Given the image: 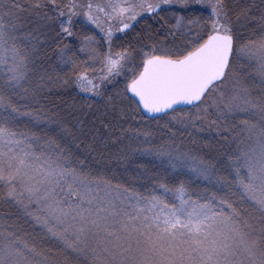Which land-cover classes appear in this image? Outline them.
<instances>
[{
    "label": "snow or ice",
    "instance_id": "obj_1",
    "mask_svg": "<svg viewBox=\"0 0 264 264\" xmlns=\"http://www.w3.org/2000/svg\"><path fill=\"white\" fill-rule=\"evenodd\" d=\"M193 4L201 5L208 16L185 22L183 16L172 13L175 24L168 25L162 39L157 36L164 25L144 33L148 43L136 37L139 47L121 45L118 50H113L112 29L105 31L97 15L119 21L118 30L124 32L145 16L155 18L176 5L187 11ZM40 9L54 12L44 11L43 17L58 23L60 39L76 35L73 18L81 14L103 32L107 51L93 46L101 45L94 36L81 39L79 51L86 54V60H78L75 54L65 59L67 46L61 49L62 62L71 66L82 90L100 97L109 82L123 75V88L116 94L119 102L127 101L133 113H146L151 119L169 117L172 126L186 127L204 118L201 113L209 111L205 100L228 78L232 56L255 59L264 74V35L237 48L224 0H109L104 6L80 5L75 0H29L27 9L17 0H0V65L7 69L5 90H0V196L21 206L66 251L83 257V264H264V103L259 105V128L241 121L257 143L245 154L247 175L239 181L238 192L240 203L251 204L258 217L230 198L204 194L192 199L183 184L174 191L178 202L171 203L166 196L173 190L165 185L160 186L163 196L121 192L108 180L69 166L52 141L45 148H34L33 135L12 127L20 116L39 117L22 113L13 99L26 79L28 57L16 45L12 35L16 24L11 21L23 11ZM96 63L99 73L88 79V67ZM23 92L25 97L36 96L35 90ZM212 104L220 109L218 120L234 109L244 112L257 107L243 95H234L225 103L222 93ZM184 106L195 113L183 112ZM117 107L116 98L109 96L106 109ZM125 134L145 137L146 146L134 151L166 158L173 168L186 162L180 153L154 145L151 132L121 129L117 140ZM192 159L196 170L207 172L201 162ZM37 255L14 232L0 231V264H35Z\"/></svg>",
    "mask_w": 264,
    "mask_h": 264
},
{
    "label": "rangeland",
    "instance_id": "obj_2",
    "mask_svg": "<svg viewBox=\"0 0 264 264\" xmlns=\"http://www.w3.org/2000/svg\"><path fill=\"white\" fill-rule=\"evenodd\" d=\"M17 2L27 9L29 0H17ZM57 2L66 3L67 0H57ZM75 2L85 6L88 3L104 6L109 0H75ZM224 3L230 26L236 37L237 48L249 40H255L264 35V0H224ZM84 10L86 8L79 11L82 13ZM44 11L49 10H26L19 13L18 19L11 21L16 24V31L12 33L16 37V45L20 48L21 55L26 54L28 57L26 79L22 82V87L16 90L13 99L19 106L29 108L28 112L35 113L39 117V119L32 118L28 121L25 116H20L17 121L24 123L19 126L18 131L28 132L36 138L33 143L34 148H45L47 142L52 141L53 146L64 153L69 166L75 167L90 177H102L112 185L119 186L121 192L127 189L129 192L145 197L163 196L160 186L165 185L173 190L167 194L166 199L170 203L178 202L174 195L175 189L181 184L183 186L190 184L189 181L192 180L191 187L185 188L192 199H197L204 194H214L218 199L230 198L236 201L237 207L247 209L250 215L255 217L259 215L251 204L240 203L238 192L239 181L244 180L247 175L245 154L249 153L257 143L255 136H249L247 131L244 132L241 121L247 120L252 124L259 121L258 106L264 103V74H261L255 59L241 54L232 56L228 78L217 86V91L210 92L205 100L209 111L206 114L201 113L204 118L186 127L172 126L169 124V117L165 116L157 120L146 118L142 114L143 118H141L131 111L127 101L122 104L119 102L116 94L123 88V75L109 82L104 94L100 97L82 90L70 72L71 66L62 62L61 49L67 46V50L63 53L65 59L75 54L78 60H86V54L79 51L81 39L83 36H94L101 42L102 47L101 45L93 46L107 51L108 46L103 43V32L95 25L88 24L81 14L73 18L75 25L73 31L76 35L60 39L56 35L59 31L58 23L44 18ZM172 13L183 16L185 22L195 17L203 19L209 14L201 5L193 4L187 11L180 10L179 5H176L167 12L159 13L155 18L145 16L143 19H138V22L133 21V27L124 32L118 30L119 21H107L103 13H97V15L105 31L108 28L112 29L113 50H118L121 45L139 47L137 40L134 39L136 37L148 43L144 39V33L155 32L164 25L157 36L158 39H162L168 25L175 24ZM49 14L54 15V12L49 11ZM160 17L165 19L161 20ZM99 69V63L90 65L86 73L88 79L98 75ZM6 71L7 69L0 65V87H4L7 80ZM23 89L35 90L36 96L25 97ZM221 93L225 103L230 102L234 95H243L257 107L255 110L248 108L244 112L234 109L225 118L218 120L220 109H217L212 101L219 100ZM109 96L116 98L118 107L115 111L106 109ZM134 107L133 105L132 108ZM195 111V109L183 107L185 113H195ZM35 123L46 130L47 135L43 140L34 128L37 126ZM129 128L139 130L141 133L151 132L154 145H164L174 153H180L186 157V162L173 168L166 158L139 151L134 152L132 149L146 146L143 143L145 140L143 135L136 137L134 134H129L117 140L120 130ZM128 151L134 155L140 154L137 157L141 160L153 162L167 171L159 174V178H139L127 186L110 179V174L113 172L130 175L134 171V164L126 163L122 159ZM192 158L201 162L207 172L196 170V164ZM145 185L150 186L143 192ZM113 195L116 193L113 192ZM0 200L4 203L0 204L4 207L3 210L0 209V231H11L18 236L20 223H31L43 230L21 206L6 200L3 196H0ZM13 214L14 219L9 221L8 218H11ZM43 233L53 240L45 231ZM26 244L34 247L38 253L35 264H83V257H77L74 253L66 251L59 243V246H45V249L37 246L38 243L31 242V239Z\"/></svg>",
    "mask_w": 264,
    "mask_h": 264
},
{
    "label": "trees",
    "instance_id": "obj_3",
    "mask_svg": "<svg viewBox=\"0 0 264 264\" xmlns=\"http://www.w3.org/2000/svg\"><path fill=\"white\" fill-rule=\"evenodd\" d=\"M1 89L5 90L4 87H0V90ZM20 110L22 113L28 112L29 108H27L25 106H22V107L20 106ZM136 114L138 116H140L141 118H143L141 113L138 112ZM25 117H26L25 119L28 121H29V119L30 120L32 119L31 116H25ZM19 118L20 117H18L17 119L19 120ZM261 119H262V114L260 112L259 121L254 123L255 125H257V128H259V126L261 124ZM23 123L24 122H22V121L21 122L16 121L15 124L12 125V127L14 130L18 131L19 126L21 124L23 125ZM38 125L35 126L34 128L36 129V131L40 135V138L43 140L45 138V136L47 135L45 132L46 130L44 128H42V126H38ZM242 128H244V127L242 126ZM245 131H247L246 128H244V132ZM128 135L129 134H125L124 137H127ZM132 150L134 151V149H132ZM134 152H136V151H134ZM137 155H140V154L137 153ZM137 155H134L131 151H128L127 154L122 157L123 161H126V163H133L134 164V171L131 172L130 175H127V174L124 175V174H121L119 172H113L110 174V179H112L118 183L120 182L121 184H124L127 186V185L131 184L132 182H134V180H137L139 178H142V179L146 178V177H152V178L158 177L159 178V176H158L159 174L165 173L167 171L166 169L160 168V166L155 165L153 162H150V161L145 160V159L141 160L139 157H137ZM141 158H142V156H141ZM229 167L230 166H228V168ZM189 183L192 185V180H190ZM190 184H186V185L184 184V188L191 187ZM149 186L150 185L143 186L142 191L144 192ZM199 194H202V193H199ZM1 203H3V200L2 201L0 200V204ZM0 209L3 210L4 207L0 206ZM19 215H20V217L22 216L21 213ZM256 217H258V215H256ZM11 219H14V214L12 215L11 218H8L9 221H11ZM20 222H22L21 218H20ZM23 224L20 223L19 227H18L19 231H18L17 237H19L20 240H23L25 243H28V241H30V239H31V242L34 241L35 243H38L37 246H41L44 249H45V246H59L58 243H56L55 241L48 238L46 236V234L43 233L44 231L39 229L35 225H32L31 223H29V224L23 223Z\"/></svg>",
    "mask_w": 264,
    "mask_h": 264
},
{
    "label": "water",
    "instance_id": "obj_4",
    "mask_svg": "<svg viewBox=\"0 0 264 264\" xmlns=\"http://www.w3.org/2000/svg\"><path fill=\"white\" fill-rule=\"evenodd\" d=\"M129 95H131V94L129 93ZM184 107H188V106H184ZM143 115H144L145 117H147V118H150V117H149V114L144 113ZM156 115H157V116H161L162 114H156Z\"/></svg>",
    "mask_w": 264,
    "mask_h": 264
},
{
    "label": "flooded vegetation",
    "instance_id": "obj_5",
    "mask_svg": "<svg viewBox=\"0 0 264 264\" xmlns=\"http://www.w3.org/2000/svg\"><path fill=\"white\" fill-rule=\"evenodd\" d=\"M118 28H120V24H119Z\"/></svg>",
    "mask_w": 264,
    "mask_h": 264
}]
</instances>
